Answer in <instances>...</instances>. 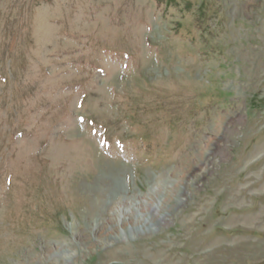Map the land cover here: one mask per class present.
Here are the masks:
<instances>
[{
	"label": "rangeland",
	"instance_id": "obj_1",
	"mask_svg": "<svg viewBox=\"0 0 264 264\" xmlns=\"http://www.w3.org/2000/svg\"><path fill=\"white\" fill-rule=\"evenodd\" d=\"M0 264H264V0H0Z\"/></svg>",
	"mask_w": 264,
	"mask_h": 264
},
{
	"label": "bare ground",
	"instance_id": "obj_2",
	"mask_svg": "<svg viewBox=\"0 0 264 264\" xmlns=\"http://www.w3.org/2000/svg\"><path fill=\"white\" fill-rule=\"evenodd\" d=\"M160 207H162V206L157 205V206L154 208V209L156 210V212L159 211ZM164 217H165V216H162L161 220H163ZM64 258H65L66 261H69L70 258H71V256H67V255H65Z\"/></svg>",
	"mask_w": 264,
	"mask_h": 264
}]
</instances>
